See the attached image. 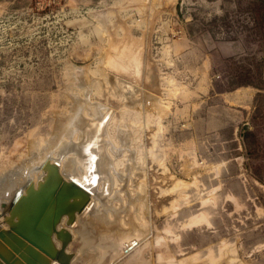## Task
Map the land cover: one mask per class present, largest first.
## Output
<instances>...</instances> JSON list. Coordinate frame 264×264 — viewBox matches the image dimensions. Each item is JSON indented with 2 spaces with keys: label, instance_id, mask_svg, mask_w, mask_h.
<instances>
[{
  "label": "rangeland",
  "instance_id": "obj_1",
  "mask_svg": "<svg viewBox=\"0 0 264 264\" xmlns=\"http://www.w3.org/2000/svg\"><path fill=\"white\" fill-rule=\"evenodd\" d=\"M160 1L0 0L1 188L55 154L80 105L86 113L111 106L105 138L116 195L112 222L106 230L93 222L89 230L87 222L88 240L77 233L70 245L76 260L97 264L101 255L98 264H110L126 235L145 234L146 264H264V107L247 119H223L216 130L211 118H196L207 114V96L201 105L191 92L184 42L213 40L215 91L264 85V0ZM137 49L140 73L132 59ZM256 100L264 104V97ZM146 166L149 206L138 198ZM98 229L107 232L103 239ZM132 254L119 264H144Z\"/></svg>",
  "mask_w": 264,
  "mask_h": 264
},
{
  "label": "bare ground",
  "instance_id": "obj_2",
  "mask_svg": "<svg viewBox=\"0 0 264 264\" xmlns=\"http://www.w3.org/2000/svg\"><path fill=\"white\" fill-rule=\"evenodd\" d=\"M149 19L151 20V18H149ZM128 43H130V42H128ZM120 49H121V47H120ZM126 49H127V47H126ZM133 49H135V48H133ZM121 52H120L121 55L119 54L120 57L126 54L125 51H124V54ZM128 52H129V50H128ZM131 52H132V50H131ZM133 53H134V50H133ZM126 55H128V54H126ZM142 56L140 55L139 49H137L135 52L134 58L132 57V59H136V60H134L135 61L134 70L137 73H140L142 71V68H143L142 61H141ZM123 57H125V56H123ZM146 57H148V55ZM149 65H148L147 69L145 70V73H147L149 79L152 80L154 77L153 73L155 71H154V67H152V64H149ZM155 66H157V65L155 64ZM144 67H145V65H144ZM130 71H131V69H130ZM158 74H159V72H158ZM156 91L154 94H156ZM156 96L157 95H155L154 97H156ZM151 97L153 99V96H151ZM156 99H158V97ZM115 100H117V99H115ZM147 100H148V98H147ZM158 100H160V99H158ZM153 101H155V100H153ZM153 101H151V102H153ZM82 104H84V103H82ZM84 107H82V105H80L78 107V109L75 110V112L73 114L74 118H71L72 124L70 123L71 124L70 128H68V126H67L66 128L61 129V130H63V131H61V133L62 132L63 133L59 136L60 139L57 141V144H55L56 142L54 143L55 145L53 147H55V149L52 148V150H54L52 152L55 153L54 155L51 154L47 158H44L42 160V162L40 161L41 164L40 163L38 164V161L37 162L33 161L32 162L34 164L33 168H32V165L31 166L28 165L25 168V170L21 169V171H18V175H16V174L11 175L10 174L13 177L15 176L12 179L7 174L8 175L7 179L10 178L11 182L9 181L10 183H8V181H7V183H5V185L2 186V188H1L2 183L0 184V188H1L0 189L1 190L0 191V204L2 203V212L0 213V215L2 216V221L0 222V227H4V228L9 227V224L5 221V214H9L10 204H11L12 200L15 198V195L17 194L18 191H21V193L24 194L26 192L27 186L30 182H33L35 184V187L38 188L39 183L43 182L44 177L48 174V171L46 168L47 162H51L55 165L57 164L56 166L60 170L61 175L63 176V178L65 180L71 181V179L73 177H75L76 179L80 180L84 184H87V186H89L91 188V192H89V202L84 209L76 212L75 218L73 220L74 223L67 224L66 223L67 217H65L60 222V224L58 226V228H60L61 226H64L65 228H67V230L71 234V238L68 240V243L66 246V251L69 253H72L71 264H82L76 260L77 255H76L75 250L70 249V245L76 241L77 233L79 235L82 234V236H80V237L82 239V243H84V241L87 239L86 238L87 237V229H83V228H85V225L87 224V222L90 224V226H89V224H88V226L91 227L89 230H92V226H91L90 222L95 223V225H99V226L101 225L100 227H102V226L105 227L106 225L109 224V222H112V220L108 217V212L110 210H112L111 204H113V203H111V202L113 201L114 197L116 196V195L114 196V194H113V187H114V184H113L114 175L112 172L113 163H112V161H110V158L106 153V146H107L108 142L105 138L106 137V135H105L106 127H107L109 120L111 119L110 116L113 114V108L111 106L108 107L107 105L102 104V105H99L97 107L94 106L92 108L93 110H91V111L89 109V112H88L89 114H88L85 112ZM114 107H117V106H114ZM118 107H119V105H118ZM75 130L79 133V138L77 140H72V138L70 137V134H71V132H73ZM62 135L63 136L67 135V137H68V139H70V141H68V142L64 141L65 139H67V137L65 139H63ZM71 142H73V144L76 143L75 149H73L74 145L71 144ZM146 152H145V154L147 155ZM49 154H50V152H49ZM146 157H148V156H146ZM23 169H24V166H23ZM32 170H35L34 173H32L33 172ZM144 170H145V172H143L144 174L142 173L144 175V177L142 176L143 177L142 181L139 178L140 179L139 182H141V185L143 187H141V190L138 189L139 190L138 198L141 199L144 202V204L149 206V203H150L148 200V197H149L148 190L149 189H147V187H149V185H150L149 180L151 179V177L149 179V176H148L149 173L147 170V166L142 171H144ZM20 172H22V173H20ZM6 173H7V171H6ZM32 175L35 176V180L30 179L32 177ZM6 176L4 175V177H6ZM4 180H5V178H4ZM17 180H19V182H17ZM17 183L20 184V186H21L20 188L17 186ZM108 202H110V203H108ZM3 204H4V206H3ZM149 208H151V204H150V207H148V212L146 211L148 224L152 220V216H151V212H150L151 210L149 211ZM122 209H125V208H121V209H119V211H121ZM119 211H118V213H119ZM153 211H154V209H153ZM197 218L198 217H196V219ZM192 220H194V219H192ZM86 227H87V225H86ZM106 227H105V230L108 228V227L107 228ZM108 231H110V230H108ZM98 232H99L98 236H101L102 239L104 238L105 234H107V232L104 230L99 231V229H98ZM141 232H143V231L141 230ZM97 234H94V235H97ZM130 235L131 234H128L125 236L126 239H124V241H123V244H124L123 251L121 253H119L116 258L113 257L110 264H119L122 261V258H125L126 256H129V255H133L132 254L133 252H135L134 255L137 254L139 260H141L144 264H146L145 261L147 259H145V256L147 255L146 252H147V248H148L147 245H148V239H149L147 237L148 235L143 234V236H141L140 237L141 239L139 238V240L137 239L136 235L135 236L134 235L130 236ZM89 237H91V236H89ZM53 238H54L55 242L57 243V245L61 246L62 240L57 239L56 234L54 235ZM91 238L93 239V237H91ZM91 238H89V240ZM99 238H98V240H99ZM91 240H90V242H91ZM96 244L98 246L99 242H97ZM114 244H116V243H114ZM100 248H102V247L100 246ZM115 249H117V248H115ZM86 254H87V252H85V257L83 256V259H87L88 256H86ZM91 255H90V257H92ZM103 255H105V254H103ZM99 256H100L99 258L97 257L98 258L97 264L100 263V260L103 257L101 255H99ZM92 258H94V257H92ZM91 264H94V263H91Z\"/></svg>",
  "mask_w": 264,
  "mask_h": 264
},
{
  "label": "water",
  "instance_id": "obj_3",
  "mask_svg": "<svg viewBox=\"0 0 264 264\" xmlns=\"http://www.w3.org/2000/svg\"><path fill=\"white\" fill-rule=\"evenodd\" d=\"M56 165L47 162L48 174L38 188L30 182L12 200L5 214L9 227H0V264H71L72 253L66 251L71 234L58 226L65 217L67 224L74 223L76 212L89 202L91 188L75 177L65 180Z\"/></svg>",
  "mask_w": 264,
  "mask_h": 264
},
{
  "label": "crops",
  "instance_id": "obj_4",
  "mask_svg": "<svg viewBox=\"0 0 264 264\" xmlns=\"http://www.w3.org/2000/svg\"><path fill=\"white\" fill-rule=\"evenodd\" d=\"M151 4L155 6H160L164 1L160 0H151ZM146 5V0H145ZM186 53L190 56L191 59V75L192 80L193 76L195 81L193 82V87L191 88L192 94L195 93L196 97L201 95V105L204 101V96H207L205 100L207 105V114L206 115H196V118H211L212 130L222 128L223 119H227V122L231 118L238 119H247L248 115L253 111V109H260L264 107V104H258L256 97H264V85H247L238 87L235 89H223L218 91L215 89V79L218 78V75L214 72L213 69V52H214V43L208 39L207 36H198V37H186L184 39ZM184 46V45H183ZM227 55H232L230 52ZM226 55V54H225ZM192 82V81H191ZM209 95L212 96L213 104H210ZM196 108L198 101L196 99ZM115 108V107H114ZM198 109V108H197ZM262 114L264 111L262 109Z\"/></svg>",
  "mask_w": 264,
  "mask_h": 264
}]
</instances>
